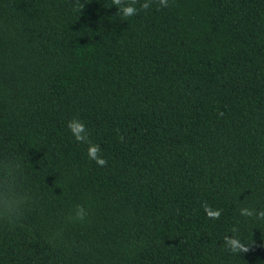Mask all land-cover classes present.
<instances>
[{"label": "trees", "instance_id": "1", "mask_svg": "<svg viewBox=\"0 0 264 264\" xmlns=\"http://www.w3.org/2000/svg\"><path fill=\"white\" fill-rule=\"evenodd\" d=\"M144 2L0 0V161L33 197L0 264H264V0Z\"/></svg>", "mask_w": 264, "mask_h": 264}, {"label": "clouds", "instance_id": "2", "mask_svg": "<svg viewBox=\"0 0 264 264\" xmlns=\"http://www.w3.org/2000/svg\"><path fill=\"white\" fill-rule=\"evenodd\" d=\"M112 2L117 7L118 14H122L123 17L127 18L138 14L136 4L139 3V0H112ZM159 6L168 7V0H159ZM140 7L143 10H147L151 7V0H145ZM67 127L76 141L88 144L89 159L94 160L101 167L106 166L107 160L101 155L100 146L90 141L86 125L78 118H73L68 121ZM121 140H123V137H121ZM19 170V162L12 163L8 158L0 161V178L3 179V191L0 192V222L11 223L20 219L32 202L31 193L20 190L21 186H18L16 178L13 177V172H18ZM202 207L208 218L219 219L221 217L222 210L212 209L207 204L202 205ZM240 215L264 220V211L257 213L253 208L245 207L240 209ZM87 217L88 210L84 205L78 204L68 215L67 221L69 223H83ZM231 232L235 234L237 229L233 227ZM224 244L233 253H247L250 251V246L243 243L236 235H226Z\"/></svg>", "mask_w": 264, "mask_h": 264}]
</instances>
